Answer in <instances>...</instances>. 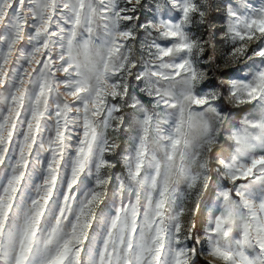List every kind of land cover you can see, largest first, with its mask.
<instances>
[{"label": "snow or ice", "instance_id": "1", "mask_svg": "<svg viewBox=\"0 0 264 264\" xmlns=\"http://www.w3.org/2000/svg\"><path fill=\"white\" fill-rule=\"evenodd\" d=\"M142 6V0H0V264H264V235L221 244L195 223L186 232L181 221L165 224L145 214L142 224L123 206L99 214L111 161L97 140L98 123L111 110L106 97L115 100L119 92L107 91L109 72L117 69L93 62L91 39L102 38L109 57L123 42L128 60L137 40L142 52L161 60L187 54L176 68L192 80L208 75L205 37L213 49L222 42L230 48L223 62H237L219 73L226 90L264 97V2L226 0L219 27L210 19L212 0H155L144 19ZM245 56L253 63L241 66ZM237 71L250 79H234ZM54 82L78 98L53 96ZM206 83L215 89L218 82ZM261 165L264 156L230 179H246Z\"/></svg>", "mask_w": 264, "mask_h": 264}, {"label": "rangeland", "instance_id": "2", "mask_svg": "<svg viewBox=\"0 0 264 264\" xmlns=\"http://www.w3.org/2000/svg\"><path fill=\"white\" fill-rule=\"evenodd\" d=\"M225 2L213 0L215 27L224 22ZM251 2L259 7L264 0ZM154 3L155 0H142L139 13L142 19L151 16ZM165 18H168L166 11ZM191 31L198 36L202 34L195 26ZM205 45L210 63L204 65V70L208 75L198 74L199 78L192 80L188 71L176 68L188 60L187 54L174 52L161 60L142 52L137 40L128 60L129 53L123 42L119 51L109 57L102 38L90 40L88 47L93 62L100 68L107 63L110 69H117L115 76L109 72L107 91L119 92L115 100L106 97L111 110L100 117L105 123H98L97 140L106 146V158L111 161L105 169L110 183L104 187L105 205L99 214L106 216L123 206L129 216L135 213L142 224L147 214L154 221L158 216L165 224L181 221L184 231L191 232L196 209L208 194L199 220L201 232L209 230L221 244L225 240L242 241L245 234L254 240L257 235H264L261 231L264 229V179H258L264 177L261 171L264 165L253 168V174L246 179L232 182L230 177L240 175L251 167L253 159L264 156V97L254 99L243 89L233 90V95L226 90L227 82L222 78L223 90L217 86L209 88L213 85H207L206 81L213 75L207 37ZM215 51L221 71L237 67L235 58L229 57L227 63L223 62L230 51L226 44L218 43ZM191 59L197 61L195 55ZM252 63L247 56L240 60L241 66ZM122 64L124 70L119 72ZM140 72L143 75L138 80ZM70 74L76 78L74 69H70ZM64 75L56 73L58 80H63ZM232 76L237 80L250 79L239 71L232 72ZM89 87H95V80ZM53 89V96L59 93L65 101L78 98L69 95L63 83L54 82ZM247 104L249 108L240 116L234 112L223 131L226 105L237 108ZM222 133L227 145L214 156L215 178L210 186L209 152L220 145ZM237 189L240 196L236 195ZM244 251L248 257L254 255L247 245ZM214 264L224 262L217 260Z\"/></svg>", "mask_w": 264, "mask_h": 264}, {"label": "trees", "instance_id": "3", "mask_svg": "<svg viewBox=\"0 0 264 264\" xmlns=\"http://www.w3.org/2000/svg\"><path fill=\"white\" fill-rule=\"evenodd\" d=\"M212 3H213V0H212ZM210 19H212V21H214L215 19V12H214V9L212 11V14H211V17ZM209 51H210V60H211V65H212V75L218 83H217V87L220 89V90H223V86L221 84V77L219 75V73L221 72V70L217 67V63H218V60H217V52L215 51V49L209 47ZM207 85L211 86L212 83H207ZM250 104H247V105H244L242 107H237V108H232L230 106H227L226 105V108H227V117L225 119V121L223 122L222 124V129L223 131L229 126V123L231 122L232 120V117L234 116V112H236V116H240L241 114H243L248 108H249ZM222 142L220 143V145L218 146H215L210 152H209V160H208V164H209V168H210V173L212 175V181H210L209 185L211 186L213 184V179L215 178V175H214V156L217 154V153H220L222 152L226 145H227V140L225 138V135L224 133H222ZM207 195L206 194L202 200V202L198 205V209L199 211H197L196 209V212H195V215H194V223L196 225L199 226V220H200V216H201V211H202V208H203V205H204V202L205 200L207 199Z\"/></svg>", "mask_w": 264, "mask_h": 264}]
</instances>
